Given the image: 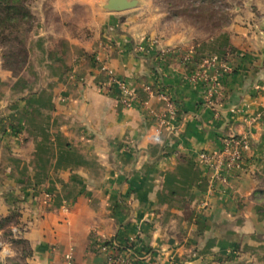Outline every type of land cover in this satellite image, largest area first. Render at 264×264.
Wrapping results in <instances>:
<instances>
[{"label": "crops", "instance_id": "obj_1", "mask_svg": "<svg viewBox=\"0 0 264 264\" xmlns=\"http://www.w3.org/2000/svg\"><path fill=\"white\" fill-rule=\"evenodd\" d=\"M39 1L45 18L24 70L33 80L21 74L14 87L0 60V217L20 201L31 249L24 257L6 241L8 264H66L70 251L74 264H106V242L133 246L132 264L261 260L264 0H240L210 37L169 25L155 0L120 13L102 0ZM111 73L135 93L131 106ZM155 91L177 107L160 142ZM225 135L246 136L248 148L223 183L200 155Z\"/></svg>", "mask_w": 264, "mask_h": 264}, {"label": "trees", "instance_id": "obj_2", "mask_svg": "<svg viewBox=\"0 0 264 264\" xmlns=\"http://www.w3.org/2000/svg\"><path fill=\"white\" fill-rule=\"evenodd\" d=\"M31 0H0V60L5 70L12 74L13 79H17L14 83L20 84L19 77L25 70L30 60V49L28 46V40L30 34L34 29L35 15L30 6ZM181 3L183 0H179ZM219 0H191L188 6L184 9H176L180 5H174L172 0H167V5L170 8H175L172 13L176 17L180 13H189L193 18L199 20L203 19L206 15L212 21L225 20L224 23L228 24L230 18H225L221 11L216 10V5ZM209 3V5H207ZM220 15V16H219ZM204 17V18H203ZM234 49L230 48V52L233 53ZM225 62H228L225 59ZM245 159V155H244ZM264 195V191H262ZM264 199V197H263ZM20 219L21 227L25 226V221L22 217V212L13 211L10 215L2 219V223L10 222L13 219ZM0 224V230H3V224ZM23 229V228H22ZM7 236L10 237L9 241L17 246H20L23 250L24 257L31 255V249L29 248L28 242L23 239L16 231L13 232V227ZM106 247L114 246L111 242L105 243ZM117 247L120 251H124L130 254L133 259L137 257L136 251H134L131 245H120ZM132 252V253H131Z\"/></svg>", "mask_w": 264, "mask_h": 264}, {"label": "built area", "instance_id": "obj_3", "mask_svg": "<svg viewBox=\"0 0 264 264\" xmlns=\"http://www.w3.org/2000/svg\"><path fill=\"white\" fill-rule=\"evenodd\" d=\"M140 50L149 51L151 48L146 47L144 45H140ZM164 52H168V49ZM211 60H206L207 67L216 61V58H210ZM194 60L193 55L187 54L185 56L186 62H192ZM225 70H229L225 66ZM110 74V72H109ZM111 80L118 84L121 89L122 103L129 107L132 105L133 100L136 98L135 93L130 90L126 84L119 79L115 78V76L111 73ZM198 76L194 75L191 77V81H198ZM221 83L220 74H217L212 79V84L209 88H207L206 93L211 97L213 96ZM155 94L159 96L165 103V109L162 111L159 117V125L156 127L154 133H152L151 138L156 141H161V129L163 125H168L169 121L173 118L176 112V103L167 93H163L160 91H155ZM222 147L218 151L209 154V153H201V159L208 164L213 173V178L219 180L223 183L227 182L226 173L229 171L240 168L244 163V155L245 150L248 148V138L246 136H234V135H225L221 137ZM116 244L111 247H104V251L107 253V263L106 264H132V258L129 253L120 251ZM10 250L7 248V243L1 240L0 237V264H8L7 258L10 256ZM66 264H74V256L70 251L65 255Z\"/></svg>", "mask_w": 264, "mask_h": 264}, {"label": "rangeland", "instance_id": "obj_4", "mask_svg": "<svg viewBox=\"0 0 264 264\" xmlns=\"http://www.w3.org/2000/svg\"><path fill=\"white\" fill-rule=\"evenodd\" d=\"M104 0L101 1L100 5L103 3ZM174 5H180L178 8L176 9H184L188 6V4L191 2V0H183V2L181 3L179 0H172ZM97 3H99L97 1ZM155 3L157 4V6L159 7L160 11L162 10L163 12L165 11L166 15H167V21L169 25H172L174 28L176 27H181L184 28L183 30H185V28L189 27L190 29H196L198 31V33L200 34V36L202 37H210L213 36V34H216L220 29H224L225 27H227L228 24H225L224 21L225 20H218L216 17V20L212 21V19H209L206 15L203 17V19L199 20L197 18H193L189 13H180L178 16H174L172 11L175 8H170L167 5V0H155ZM207 5H209V3H207ZM216 5V10L221 11V13L224 14L225 18L229 17L230 19L233 18V15L235 13V7L240 5V0H219L217 2ZM30 6L31 9L35 15V23H34V29L32 30L31 34H30V38L28 40V46L29 49L32 47L36 48V44L34 43L35 38H33V33L35 34V32L37 31V26H40V20L41 18H45V14H44V10L42 11V6H41V1L39 0H31L30 1ZM220 16V15H219ZM50 21L52 22L54 20V15H50L49 17ZM231 21V20H230ZM192 26V27H191ZM196 32V31H195ZM53 40V39H52ZM34 45V46H33ZM54 45L53 41H50V47H52ZM21 74L25 75L24 77L29 78L31 81L34 78V75L32 73L29 72H25L23 71ZM18 211L20 212L21 215V203L19 200H15L13 206L11 207V212L13 211ZM11 212L8 214L10 215ZM7 215V216H8ZM6 217H0V224L2 223V219ZM20 219L18 220V218L11 220L10 222H5L2 223L3 224V233L1 235V240H3L4 242L9 241L10 237L7 236V234L12 231V227L13 232L16 231V229H20L17 230V232L15 233H19L20 231H22L21 226L20 225ZM16 246V244H14ZM20 247V246H19ZM20 249H22L20 247ZM244 257V256H243ZM248 260H247V259ZM242 258L245 259L242 261V264H262L264 263V254H262V258L261 260H257V258Z\"/></svg>", "mask_w": 264, "mask_h": 264}, {"label": "water", "instance_id": "obj_5", "mask_svg": "<svg viewBox=\"0 0 264 264\" xmlns=\"http://www.w3.org/2000/svg\"><path fill=\"white\" fill-rule=\"evenodd\" d=\"M142 0H104L101 4L105 11L120 13L138 8Z\"/></svg>", "mask_w": 264, "mask_h": 264}]
</instances>
